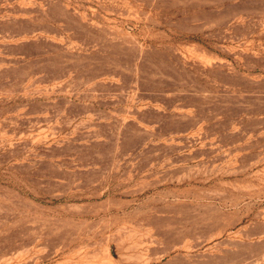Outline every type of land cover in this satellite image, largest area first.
I'll list each match as a JSON object with an SVG mask.
<instances>
[{"label": "rangeland", "instance_id": "1", "mask_svg": "<svg viewBox=\"0 0 264 264\" xmlns=\"http://www.w3.org/2000/svg\"><path fill=\"white\" fill-rule=\"evenodd\" d=\"M0 264H264V0H0Z\"/></svg>", "mask_w": 264, "mask_h": 264}]
</instances>
